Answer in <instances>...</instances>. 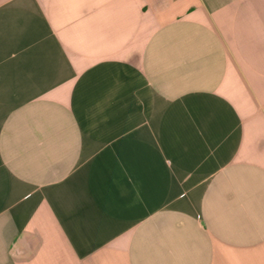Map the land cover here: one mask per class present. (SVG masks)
<instances>
[{
    "label": "crops",
    "instance_id": "0c3cea01",
    "mask_svg": "<svg viewBox=\"0 0 264 264\" xmlns=\"http://www.w3.org/2000/svg\"><path fill=\"white\" fill-rule=\"evenodd\" d=\"M0 264H264V0H0Z\"/></svg>",
    "mask_w": 264,
    "mask_h": 264
}]
</instances>
